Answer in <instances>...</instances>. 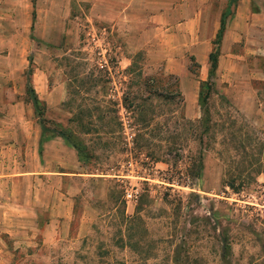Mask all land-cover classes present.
Wrapping results in <instances>:
<instances>
[{
    "label": "rangeland",
    "instance_id": "rangeland-1",
    "mask_svg": "<svg viewBox=\"0 0 264 264\" xmlns=\"http://www.w3.org/2000/svg\"><path fill=\"white\" fill-rule=\"evenodd\" d=\"M2 1L0 29L25 44L22 65L0 50V123L43 129L10 158L65 174L0 180L20 187L3 194L0 264H264V51L244 36L222 48L236 3Z\"/></svg>",
    "mask_w": 264,
    "mask_h": 264
},
{
    "label": "crops",
    "instance_id": "crops-1",
    "mask_svg": "<svg viewBox=\"0 0 264 264\" xmlns=\"http://www.w3.org/2000/svg\"><path fill=\"white\" fill-rule=\"evenodd\" d=\"M9 1L10 0H3L1 5H4V2L9 3ZM133 1L134 0H102L104 4L115 2L122 3V5L123 3H132ZM186 1L187 0H180V2L183 4ZM121 7L122 6H119V8ZM2 15L11 17V11L9 9L6 11L0 10V16ZM21 34H23V36H21ZM16 35H18V41L16 40ZM241 36L245 37L246 42L248 41V37H253V51H264V0H238L236 2L234 11L228 19V30L224 32L222 38V48L226 46L228 37L230 38L229 44L232 45L234 42H237ZM16 43L18 44L17 46ZM24 44L25 30L20 31V29L10 27L0 29V50H9L10 52H8L7 57H11V54L17 49V54H15L18 59H15V61L17 60L18 64L20 65H22L21 62L23 59L21 49L24 47ZM54 90L51 91L47 96L41 97V100H44V102L47 104L50 103V105L54 104L55 102H59L61 100L60 96H58L56 99H52V94L55 92ZM35 94L40 100V93L38 94V92H36ZM48 99L50 100L48 101ZM52 100H54V103ZM17 122L18 121L15 120L14 124H12L17 126ZM6 126L7 125H4V123H0L1 183L7 181V178L18 179L19 177H25L27 174L33 175L35 177L46 175L62 176L65 174L64 171L58 169L38 171L37 167L40 168V164L42 165V161H40L38 157H31L29 160H27L26 157L25 159L19 158V161L18 159L11 160L10 151L16 153L17 151H20V155L22 153V155L25 156L27 154L33 155V149L37 150L38 148L40 127L35 122H26L20 130L17 131L16 127L14 128V132H11V129H6L8 128ZM16 131L17 133H15ZM11 148L16 149L17 151L12 150ZM22 149L24 152H22ZM11 168L12 170H10ZM69 175L76 176V174L73 173H70ZM19 190L20 187L0 186V206L4 208L7 204H9L8 198H5L3 194H11ZM0 224L1 226L8 225V221L5 219V217H0Z\"/></svg>",
    "mask_w": 264,
    "mask_h": 264
},
{
    "label": "trees",
    "instance_id": "trees-1",
    "mask_svg": "<svg viewBox=\"0 0 264 264\" xmlns=\"http://www.w3.org/2000/svg\"><path fill=\"white\" fill-rule=\"evenodd\" d=\"M237 1L238 0H231L230 3H236ZM223 32H224V22L220 19L218 29L215 33L214 40L212 41V44L215 45L216 47L219 46ZM217 55H218V50L217 48H215V49H212V52H210L207 56V60L209 64L208 77H211L216 69ZM207 90H208V87H207ZM206 98H207V92L203 93L202 91H200L198 93V105L200 109L202 108V112H203V106L205 105ZM32 104H33V107L36 109V114L39 116H42V112L44 111L43 103L37 98L35 93L33 96ZM43 122H48V121L43 120ZM198 123L200 125L204 124L202 120L198 121ZM41 124L39 122L38 126L41 127V130L43 132ZM55 126L59 128V131L58 133L55 134V136H60L62 139H64L65 143L71 146L76 151V153L79 155L81 148L73 140L71 141L73 137L72 135H70V132L62 131L61 127L58 124H55ZM204 129L207 130V127L204 126ZM247 181H248L247 176L246 177H233V178H230V180H227L224 186H226L228 189H233L234 186L243 187L247 183Z\"/></svg>",
    "mask_w": 264,
    "mask_h": 264
},
{
    "label": "built area",
    "instance_id": "built-area-1",
    "mask_svg": "<svg viewBox=\"0 0 264 264\" xmlns=\"http://www.w3.org/2000/svg\"><path fill=\"white\" fill-rule=\"evenodd\" d=\"M126 197L127 198H131V194L130 193H127Z\"/></svg>",
    "mask_w": 264,
    "mask_h": 264
}]
</instances>
